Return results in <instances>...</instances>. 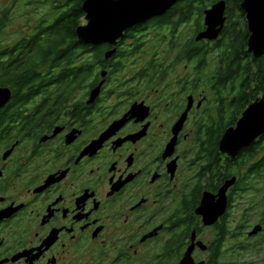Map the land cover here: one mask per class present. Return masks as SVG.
Returning <instances> with one entry per match:
<instances>
[{
  "label": "flooded vegetation",
  "instance_id": "1",
  "mask_svg": "<svg viewBox=\"0 0 264 264\" xmlns=\"http://www.w3.org/2000/svg\"><path fill=\"white\" fill-rule=\"evenodd\" d=\"M203 1L183 0L163 15L170 23L161 51L138 53L128 45L134 28L126 31L92 63L99 76H84L69 92L59 91L56 71L42 76L39 54L36 79L22 85L13 75L33 64L49 19L7 40L0 29V90L9 92L0 109V264H181L191 247L196 264H264V134L236 157L219 149L214 160L210 131L232 123L244 79L219 76L235 58L221 47L227 2L219 38L196 40L211 8L202 13ZM233 16L247 22L246 14ZM108 51H115L110 59ZM212 52L218 60L210 70ZM248 54L242 63L261 68L264 55ZM257 89L253 83L240 118L264 98ZM233 179L224 214L206 226L198 212L204 196L217 203Z\"/></svg>",
  "mask_w": 264,
  "mask_h": 264
},
{
  "label": "trees",
  "instance_id": "2",
  "mask_svg": "<svg viewBox=\"0 0 264 264\" xmlns=\"http://www.w3.org/2000/svg\"><path fill=\"white\" fill-rule=\"evenodd\" d=\"M222 0H217V3ZM228 3L232 9L227 12L229 13V26L226 33L224 34V41L221 44V47L225 48V50L230 53L233 52L234 60L229 61L221 65L219 68L220 73L219 76L229 78H238L244 79L241 83L240 92L244 94L239 99L240 107H235L234 116L232 117V123L227 124V127L224 129L226 130L229 126H234L237 124L242 112L246 108V104L248 103V95L251 98V85L256 83L259 87L260 92L255 90V95H264V57L260 62L261 68L259 66L253 67L250 63H242V58L240 59L239 56L246 54L249 56L247 51L248 47V39L250 37L249 30L247 27V22H244V26L238 24V20L235 22L233 18L234 10L240 12L242 18L244 19L245 13L242 10L241 6L244 0H224ZM216 0H208L203 1L201 12L204 11L215 5ZM83 0H64L60 6H57L54 18L50 21L49 19V26L48 32L44 35L40 36V41L36 42L38 48L32 49V56L34 59L31 60V65H26L23 67L24 69H16L15 73H13L15 78L23 77L22 78V85L26 84L29 79L33 81L36 79V73L39 70L38 66L34 63L36 62L37 54L41 56L40 61L42 64L40 66V71L43 73L42 76L45 75V72H48V76H51L56 71V78H57V85L59 86V91H71L70 88H73V91H76V88L82 84V80L84 76L92 77V76H99L97 66H92L93 62H102L104 60V52L107 47H110L108 44H102L98 46L94 45H84L81 44L77 37V29L82 26L85 20V13L83 11ZM193 3V2H188ZM215 3V4H214ZM208 10V9H207ZM181 14H191V10L185 11L180 10ZM202 15V14H201ZM189 16V15H188ZM182 18H186L182 17ZM9 22L7 13L0 22V29L4 28L5 25ZM170 23L168 16H160L155 17L149 20L146 23L138 25L134 27L130 31L131 38L135 40L136 34H142L144 31L152 25L156 31L161 33L164 27ZM241 25V27H240ZM41 28H43L41 26ZM149 29V28H148ZM162 41L165 42L166 37L163 34V38L161 36ZM161 41V40H160ZM195 37L191 39L189 43H194ZM163 44L162 42L156 43V46H160ZM143 44H138V53H142ZM209 50L202 47V61L205 62L207 60V55ZM106 54V53H105ZM87 55L88 57L83 58V56ZM51 59L56 61V68H45V65L49 63ZM246 61H248L245 58ZM84 61L88 62V65L83 63ZM76 62H79V65H76ZM245 64V65H244ZM263 64V65H262ZM45 73V74H44ZM257 81V82H255ZM248 94H245L247 93ZM255 96V97H256ZM224 130L210 131L209 134V142L211 144V152L216 162L218 161L217 158L219 156L218 152L220 149V142L225 134Z\"/></svg>",
  "mask_w": 264,
  "mask_h": 264
},
{
  "label": "water",
  "instance_id": "3",
  "mask_svg": "<svg viewBox=\"0 0 264 264\" xmlns=\"http://www.w3.org/2000/svg\"><path fill=\"white\" fill-rule=\"evenodd\" d=\"M183 0H83V11L86 25L77 29V37L84 45L108 44L115 46L124 37L125 32L147 21L166 14L174 5ZM246 14L248 52L255 59L264 55V0H244L241 6ZM226 2L216 3L205 11V31L197 35V41H215L223 31L226 21ZM115 51H108L106 59H110ZM104 75V74H103ZM101 85L93 92L92 101L100 93ZM9 92L0 90V109ZM264 134V98L252 104L239 119L235 128L228 129L220 143L223 154L236 157L239 152L249 147L257 138ZM236 179L227 182L219 193L218 202L215 197L206 194L202 206L198 210L203 215L206 226L213 225L224 214L226 208V192L235 185ZM256 228L251 235H256ZM192 247L188 250L181 264H196L191 257ZM200 264H206L201 262Z\"/></svg>",
  "mask_w": 264,
  "mask_h": 264
},
{
  "label": "rangeland",
  "instance_id": "4",
  "mask_svg": "<svg viewBox=\"0 0 264 264\" xmlns=\"http://www.w3.org/2000/svg\"><path fill=\"white\" fill-rule=\"evenodd\" d=\"M63 1L64 0H55V2H49L48 0H0V20L1 13L10 9V19L9 22H7V24L5 25L6 33H4L3 39L7 40L10 37L15 38L12 36V34H17L22 30H24L27 34L31 33L33 30H35L37 25L41 23V21L50 19L51 11L54 9L53 13H55L56 6H60ZM86 24L87 22L84 20V23L82 25ZM238 24L244 26V22L242 20H238ZM190 33V27L186 26V28H184L182 32V34L184 35L183 37L186 38L190 36ZM163 34H165L164 30L159 33L158 31L154 30L153 27H151V29L144 31V33L142 34H136L135 40L128 45H138L139 43H141L146 47L143 50H150L156 47V43L162 42L163 44H161L159 46L160 48L157 49L161 51L162 45L167 44V38L165 42L161 39V36L163 38ZM8 35H10V37H7ZM17 38L21 39V37ZM154 51L156 50L154 49ZM144 53L145 51L142 52V54ZM215 54L216 53L212 52L210 58L208 59L210 61V70L216 69L218 55L216 57ZM136 59L137 57L134 60L131 59V62H135ZM147 60L149 59L147 58ZM207 71H209V69H207Z\"/></svg>",
  "mask_w": 264,
  "mask_h": 264
},
{
  "label": "bare ground",
  "instance_id": "5",
  "mask_svg": "<svg viewBox=\"0 0 264 264\" xmlns=\"http://www.w3.org/2000/svg\"><path fill=\"white\" fill-rule=\"evenodd\" d=\"M196 15V14H195Z\"/></svg>",
  "mask_w": 264,
  "mask_h": 264
}]
</instances>
